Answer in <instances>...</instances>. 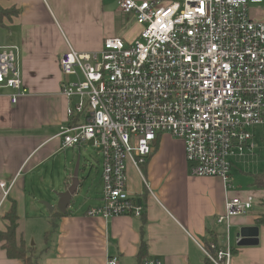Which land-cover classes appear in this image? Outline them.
Here are the masks:
<instances>
[{"label":"built area","instance_id":"built-area-1","mask_svg":"<svg viewBox=\"0 0 264 264\" xmlns=\"http://www.w3.org/2000/svg\"><path fill=\"white\" fill-rule=\"evenodd\" d=\"M116 2L142 27L138 38H109L99 53L70 46L60 59L61 94L70 102L62 148L90 147L103 161L101 205L86 212L91 218L142 217L146 206L129 191V165L142 174L164 135L183 143L191 176L230 187L234 161L255 155L253 131L264 126V20L251 14L264 0ZM0 89L14 91L13 103L28 93L16 46L0 47ZM7 187L1 184L5 195ZM256 203L229 199L218 223ZM202 249L213 264L233 257L230 245Z\"/></svg>","mask_w":264,"mask_h":264},{"label":"crops","instance_id":"crops-1","mask_svg":"<svg viewBox=\"0 0 264 264\" xmlns=\"http://www.w3.org/2000/svg\"><path fill=\"white\" fill-rule=\"evenodd\" d=\"M138 1L164 6L180 3L179 0ZM0 5L21 11L0 23V47H18L23 84L28 91L13 103L14 91L0 89V231H7L9 222L4 216L15 201L18 239L30 246L33 230L28 232L29 219L38 217H32L29 206L35 208L40 199L48 200L44 198L48 188L40 176L43 167L63 150L59 134L68 122L66 111L70 102L61 94L64 80L61 57L70 46L81 53H99L105 40L114 37L132 43L142 28L133 14L119 10L116 0H3ZM252 8L253 16L264 17V3ZM156 148L142 174L132 165L128 169L130 193L146 198L144 219L88 217L86 212L90 208L101 205L103 193L102 184L97 198H91L88 179L81 195L74 197L67 215L56 220L58 228L48 243L45 236L50 231L46 227L42 231V246L37 247L41 264H107L110 258H118L119 264H139L143 240L148 247L147 258L163 264H207L202 245L213 243L219 248L230 245L236 251L230 264H264V226L256 224L261 207H254L229 223H218L219 217L226 213L229 199L253 196L258 206L264 200V190L252 188L254 176L262 173L258 172L260 169L253 172V181L241 175L236 177L232 171L228 187L219 178L191 176L181 141L166 135ZM67 150H72L74 157L82 151ZM76 163L74 158V170ZM73 174L62 183L59 181L53 190L65 191ZM85 174L84 171L83 177ZM2 183L10 188L7 195ZM29 186H33L32 190ZM79 199L89 201L81 211L75 208ZM49 202L56 204L57 200ZM53 213L48 215L50 225ZM243 227L259 228L258 245H238ZM0 264L24 263L9 259L0 242Z\"/></svg>","mask_w":264,"mask_h":264},{"label":"rangeland","instance_id":"rangeland-1","mask_svg":"<svg viewBox=\"0 0 264 264\" xmlns=\"http://www.w3.org/2000/svg\"><path fill=\"white\" fill-rule=\"evenodd\" d=\"M179 2L183 3V0H179ZM254 15L255 16H253L252 14V18L254 20H257V19L264 20V17L257 18L258 17L257 14H254ZM253 133H254V142L256 145V149L254 151L255 156L244 158L241 160H236L234 162V168H233L234 176L238 177L239 175H241V176H244L245 179L249 178L252 181H253V176H252L253 172L259 169L260 171L258 172H263L262 170L264 168V126L256 127ZM165 136L166 135H164L163 137ZM163 137H161V140ZM81 149H82L81 151L82 155L80 154L81 155V170L85 171L86 173L85 176H89L88 182L90 183V185H89L88 190L91 191L89 192L90 197L97 198L100 192L101 185L103 184V180H102L103 161H102L101 156H99L98 153L92 148L89 147V148H81ZM73 155L74 153L72 152V150L63 149L62 151L59 152L58 155H56L53 159H51L46 166L43 167V172L40 177L42 178V184L47 185L48 189L46 190V196H44V198L48 200L40 199L39 202L35 204L36 205L35 208H32L29 206V209H30L29 213L32 215V217L34 216L38 217L37 220L29 219L30 229L28 227V232L30 230H33L31 233L33 237L30 240V244H29L31 247L35 246L36 249L37 247L41 248L42 240L44 238V234L42 233V231L45 230V227L50 232L53 230L52 224L50 225L48 221V215L50 211L48 207H46L45 205L41 203V201L50 203L49 201L57 200V197L54 193L58 191L53 190V188L58 187L59 181H61L62 183L64 180H66L67 176L70 173L74 172L72 161L74 160V158L78 159L79 156H78V153H76L75 157ZM83 171L81 172L82 174L81 176H83ZM32 187L33 186H29L31 190H32ZM252 188L257 190V188L254 186ZM29 192H32V191H29ZM95 201H99V200L96 199ZM88 203L89 201H86V199L85 200L79 199L77 201L75 208L81 211ZM256 207L260 208L261 205L258 206L256 204L255 208ZM33 210H36V211H33ZM36 221H40L42 224L34 223Z\"/></svg>","mask_w":264,"mask_h":264},{"label":"trees","instance_id":"trees-1","mask_svg":"<svg viewBox=\"0 0 264 264\" xmlns=\"http://www.w3.org/2000/svg\"><path fill=\"white\" fill-rule=\"evenodd\" d=\"M3 0H0V2ZM20 10L16 8L5 9L0 5V23L4 21V19L11 20L12 18L18 16L20 14ZM161 139L157 141L156 147L160 144ZM157 149V148H156ZM146 166V165H145ZM144 170V167H143ZM253 185L259 189L264 190V171L260 174L254 176V183ZM145 195L140 197V202L146 206ZM261 210L258 213V217L256 219V224L258 226H264V200L260 202ZM67 214H62L59 211H56L52 214V226L53 230L46 234L45 241L48 243L50 236L57 230L58 224L56 220L60 219ZM145 212L143 213L142 217L144 219ZM4 219L9 222L7 227V231L1 232L0 231V242L2 243L3 249L6 251L7 256L11 260H20L24 264H41L40 262V254L37 252L35 246L31 247L28 246L25 241L22 239L19 241L18 239V227H19V216L17 210V203L12 201V206L10 210L5 214ZM142 234L144 232L142 231ZM216 245L215 243H213ZM208 246V245H206ZM217 246V245H216ZM218 247V246H217ZM235 250H232L233 255L235 254ZM148 255V247L146 242L143 240L142 247L140 254L138 256L139 264H142L143 261L147 258ZM207 264H213L207 258Z\"/></svg>","mask_w":264,"mask_h":264},{"label":"water","instance_id":"water-1","mask_svg":"<svg viewBox=\"0 0 264 264\" xmlns=\"http://www.w3.org/2000/svg\"><path fill=\"white\" fill-rule=\"evenodd\" d=\"M82 171L83 170H81V155H79L71 184L65 191L54 193L57 197V203L51 204L48 202H42L43 205L48 207L50 213H53L55 210H58L62 214H67L68 208L72 205L74 197L81 195L84 185L89 179V176L80 177V173ZM258 244L259 228L243 227L239 233L238 245L240 247H247L256 246Z\"/></svg>","mask_w":264,"mask_h":264}]
</instances>
